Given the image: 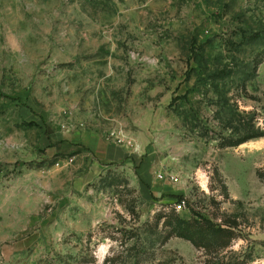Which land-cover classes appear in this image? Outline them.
I'll use <instances>...</instances> for the list:
<instances>
[{
  "label": "rangeland",
  "instance_id": "obj_1",
  "mask_svg": "<svg viewBox=\"0 0 264 264\" xmlns=\"http://www.w3.org/2000/svg\"><path fill=\"white\" fill-rule=\"evenodd\" d=\"M114 131L126 159L88 182L61 164ZM171 215L226 247L162 244ZM112 258L264 264V0H0V264Z\"/></svg>",
  "mask_w": 264,
  "mask_h": 264
},
{
  "label": "crops",
  "instance_id": "obj_2",
  "mask_svg": "<svg viewBox=\"0 0 264 264\" xmlns=\"http://www.w3.org/2000/svg\"><path fill=\"white\" fill-rule=\"evenodd\" d=\"M60 149L61 164L77 172L84 182L95 178L107 166L117 164L129 156L125 146L93 134L83 136L77 143H63ZM69 159H72L71 163Z\"/></svg>",
  "mask_w": 264,
  "mask_h": 264
},
{
  "label": "trees",
  "instance_id": "obj_3",
  "mask_svg": "<svg viewBox=\"0 0 264 264\" xmlns=\"http://www.w3.org/2000/svg\"><path fill=\"white\" fill-rule=\"evenodd\" d=\"M261 136L250 135L238 140L226 139L223 141V145L227 147H237L249 140L258 138ZM175 211V210H174ZM167 222H164V226L169 227V231L162 244H165L172 237H178L190 242L195 248H202L209 250L213 247L224 248L227 245L228 230L216 226L203 218H199L194 215L189 220H181L178 216H169ZM112 259L105 260L109 264H112ZM218 261V260H217ZM226 264H238V263H226Z\"/></svg>",
  "mask_w": 264,
  "mask_h": 264
},
{
  "label": "built area",
  "instance_id": "obj_4",
  "mask_svg": "<svg viewBox=\"0 0 264 264\" xmlns=\"http://www.w3.org/2000/svg\"><path fill=\"white\" fill-rule=\"evenodd\" d=\"M108 140L111 142H114L118 145H121V146H127V145L129 146L131 144L130 140H128V138L120 131L119 132L118 131L112 132L110 134V139H108ZM68 162L71 163L72 159H69ZM157 178L160 180H163L166 178V180H168L172 183L178 182V177L175 176L171 172H166L164 174L158 173ZM173 207H174L175 212H177V213L188 212V209L186 208V201L184 199L174 202Z\"/></svg>",
  "mask_w": 264,
  "mask_h": 264
}]
</instances>
